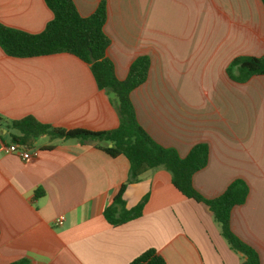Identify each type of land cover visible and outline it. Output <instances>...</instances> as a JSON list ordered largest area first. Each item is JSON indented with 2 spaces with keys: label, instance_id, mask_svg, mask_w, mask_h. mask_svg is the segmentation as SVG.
Segmentation results:
<instances>
[{
  "label": "crops",
  "instance_id": "crops-1",
  "mask_svg": "<svg viewBox=\"0 0 264 264\" xmlns=\"http://www.w3.org/2000/svg\"><path fill=\"white\" fill-rule=\"evenodd\" d=\"M72 2L81 17L105 3L106 56L118 80L136 57L149 58L147 79L130 101L151 139L180 158L207 144V164L193 175V187L213 199L235 179L247 184L230 228L264 264V76L236 83L226 74L235 57L264 54L262 1ZM51 19L44 0H0L4 27L39 34ZM27 116L64 130L118 126L111 97L76 57L20 59L0 48V264H129L148 249L165 264H241L209 209L181 195L163 169L146 172L124 191L127 208L147 197L141 217L111 226L103 210L129 177L125 157L47 136L22 146L38 151L29 162L6 154L18 135L7 123ZM39 190L43 195L35 197Z\"/></svg>",
  "mask_w": 264,
  "mask_h": 264
},
{
  "label": "trees",
  "instance_id": "trees-1",
  "mask_svg": "<svg viewBox=\"0 0 264 264\" xmlns=\"http://www.w3.org/2000/svg\"><path fill=\"white\" fill-rule=\"evenodd\" d=\"M264 5V0H261ZM52 13L51 21L39 34H29L0 25V48L8 57L34 58L55 54H70L89 66L96 86L105 91L115 106L118 126L110 131L64 130L42 124L31 116L8 122L9 128L18 132L12 143L30 148L42 136L49 140H73L98 149L111 158L123 156L129 163V177L114 195L112 202L103 210V217L111 226H120L142 215L147 201L144 197L137 205L127 208L123 194L128 184L136 183L150 170L163 169L171 176V184L185 198L206 206L214 223L229 248L241 256V264H260L257 252L233 234L230 214L235 206L245 203L249 193L241 179L233 180L221 195L204 198L192 185V177L207 164L208 146L194 145L186 157L180 158L173 148L156 144L137 122L130 93L142 85L148 75L150 60L138 56L130 64L123 80L115 76L114 66L106 56L110 44L103 32L106 7L100 2L95 11L81 17L72 0H44ZM93 59V62H91ZM228 78L245 83L253 76H264V54L261 57L239 56L226 67ZM39 190L35 197H41ZM11 264H29L21 259ZM129 264H165L155 250L148 249Z\"/></svg>",
  "mask_w": 264,
  "mask_h": 264
},
{
  "label": "built area",
  "instance_id": "built-area-1",
  "mask_svg": "<svg viewBox=\"0 0 264 264\" xmlns=\"http://www.w3.org/2000/svg\"><path fill=\"white\" fill-rule=\"evenodd\" d=\"M4 152L6 154L15 155L18 157L21 161L29 162L33 158L37 157L38 151L37 150H27L23 148L21 145L17 144H10L9 146L4 148ZM63 217H59L55 220V225H60L62 223Z\"/></svg>",
  "mask_w": 264,
  "mask_h": 264
},
{
  "label": "rangeland",
  "instance_id": "rangeland-1",
  "mask_svg": "<svg viewBox=\"0 0 264 264\" xmlns=\"http://www.w3.org/2000/svg\"><path fill=\"white\" fill-rule=\"evenodd\" d=\"M198 32H199V31L197 30V31H196V34H198ZM200 34H201V33H200ZM200 34H199V35H200ZM199 35H196L195 39H196Z\"/></svg>",
  "mask_w": 264,
  "mask_h": 264
},
{
  "label": "water",
  "instance_id": "water-1",
  "mask_svg": "<svg viewBox=\"0 0 264 264\" xmlns=\"http://www.w3.org/2000/svg\"><path fill=\"white\" fill-rule=\"evenodd\" d=\"M91 62H93V59H91Z\"/></svg>",
  "mask_w": 264,
  "mask_h": 264
}]
</instances>
